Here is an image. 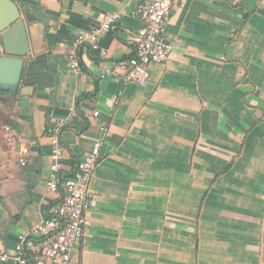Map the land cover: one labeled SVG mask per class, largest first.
Returning a JSON list of instances; mask_svg holds the SVG:
<instances>
[{
	"label": "crops",
	"instance_id": "obj_1",
	"mask_svg": "<svg viewBox=\"0 0 264 264\" xmlns=\"http://www.w3.org/2000/svg\"><path fill=\"white\" fill-rule=\"evenodd\" d=\"M13 1L30 51L17 95L0 94V250L12 254L54 203L47 131L74 104L58 131L62 175L108 123L72 249L81 264H264V0H178L173 50L145 86L97 73L132 54L129 0ZM112 11L120 19L99 50H79L74 73V38Z\"/></svg>",
	"mask_w": 264,
	"mask_h": 264
},
{
	"label": "built area",
	"instance_id": "obj_2",
	"mask_svg": "<svg viewBox=\"0 0 264 264\" xmlns=\"http://www.w3.org/2000/svg\"><path fill=\"white\" fill-rule=\"evenodd\" d=\"M129 1L134 4V16L141 23L139 31L131 38L132 54L112 62L109 67L98 63L97 73L101 79L120 78L124 82L145 86L150 76L149 64L165 62L173 50V44L166 39L165 29L173 7H183V3L178 0ZM120 17V11L106 13L95 27L74 38L67 53L74 73L82 72L79 50H99L100 38L112 29ZM104 54L101 50V55ZM67 111V116L61 118L55 128L47 131L53 158L47 186L55 195L54 203L31 232L17 236L12 254L0 250V264L9 260L16 264H81L80 259L72 255V249L89 225L86 212L92 204L90 184L100 158L101 146L108 134V123L105 120L100 121L99 135L92 141L71 174L62 175L63 147L58 131L77 116L74 104ZM98 116V110L85 114L87 118Z\"/></svg>",
	"mask_w": 264,
	"mask_h": 264
},
{
	"label": "water",
	"instance_id": "obj_3",
	"mask_svg": "<svg viewBox=\"0 0 264 264\" xmlns=\"http://www.w3.org/2000/svg\"><path fill=\"white\" fill-rule=\"evenodd\" d=\"M0 44V94L14 97L30 49L25 24L13 0H0Z\"/></svg>",
	"mask_w": 264,
	"mask_h": 264
},
{
	"label": "trees",
	"instance_id": "obj_4",
	"mask_svg": "<svg viewBox=\"0 0 264 264\" xmlns=\"http://www.w3.org/2000/svg\"><path fill=\"white\" fill-rule=\"evenodd\" d=\"M0 101L2 102V103H5L6 101L3 99V97H2V95H0ZM5 105H6V103H5ZM4 105V106H5ZM7 107V106H6ZM7 119H8V115L7 114H2L1 112H0V127L1 126H3L6 122H7Z\"/></svg>",
	"mask_w": 264,
	"mask_h": 264
},
{
	"label": "rangeland",
	"instance_id": "obj_5",
	"mask_svg": "<svg viewBox=\"0 0 264 264\" xmlns=\"http://www.w3.org/2000/svg\"><path fill=\"white\" fill-rule=\"evenodd\" d=\"M0 54H2V48H1V44H0Z\"/></svg>",
	"mask_w": 264,
	"mask_h": 264
}]
</instances>
